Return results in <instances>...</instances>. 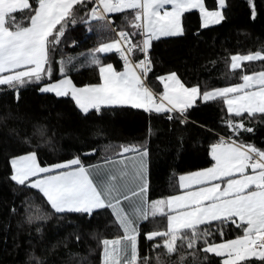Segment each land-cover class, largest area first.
Returning <instances> with one entry per match:
<instances>
[{
  "label": "trees",
  "instance_id": "obj_1",
  "mask_svg": "<svg viewBox=\"0 0 264 264\" xmlns=\"http://www.w3.org/2000/svg\"><path fill=\"white\" fill-rule=\"evenodd\" d=\"M29 1L28 9L8 19L11 29L17 23L28 26L41 0ZM203 1L209 11L218 8L217 0ZM95 6V0L78 3L54 29L42 74L19 81L5 80L12 73L0 76V264H102L104 241L123 235L107 208L55 211L40 191L14 181V158L35 154L41 167L75 160L87 166L146 150L152 203L179 193L181 175L212 167V149L219 143L264 152V113L231 115L222 99H199L184 116L167 119L166 113L128 106L84 112L69 95L42 92L44 84L64 77L80 88L97 85L101 65L123 70L125 61L115 52L94 64L95 51L111 34L98 25L107 20L94 16ZM223 14L221 23L202 27L197 10L186 12L183 33L153 40L147 52L135 10L113 14L108 21L116 34L129 36L134 64L145 56L151 61L146 82L154 95H162L159 79L168 74L204 94L264 72V0H225ZM255 54L262 57L232 67L235 57ZM162 224L157 216L140 224L139 256L130 264H223V257L207 248L243 237L246 230L233 220L187 229L170 252L168 236L147 237ZM235 264H264V258Z\"/></svg>",
  "mask_w": 264,
  "mask_h": 264
},
{
  "label": "crops",
  "instance_id": "obj_2",
  "mask_svg": "<svg viewBox=\"0 0 264 264\" xmlns=\"http://www.w3.org/2000/svg\"><path fill=\"white\" fill-rule=\"evenodd\" d=\"M83 1L41 0L28 26L20 27L17 23L16 29H11L8 19L12 17L13 20L15 14L28 9L30 1L0 0V76L12 73L11 77H15L32 71H36L30 74L32 76L42 74L50 35ZM160 1V4L152 1L147 5L144 0L136 4L135 1L97 0L107 20L98 25L102 24L106 29V35H112L109 34L106 42L95 51L94 64L99 63L102 55L115 52L124 59V68L118 72L111 65H101L99 84L80 88L70 80L67 83L69 91L59 96H71L84 112L100 107L128 106L148 113H167L192 108L199 99L204 103L222 99L231 115L264 113V72L247 75L241 84L204 94L198 87H185L176 74H168L159 79L163 93L158 96L160 102L156 103V95L144 84L141 71L127 56L120 41L123 34L114 32L108 18L125 10H135L137 18L142 15V22L137 23L144 35L147 30L156 40L180 34L176 33L180 32V25L182 33L184 13L202 10L199 4L198 8L175 7L171 0ZM217 2L218 7L224 9L225 4L219 6ZM200 16L202 23V14ZM261 57L260 54L239 57L242 60L233 63L232 67L239 68L243 62ZM170 94L173 97L169 98ZM253 152L257 151L234 142L217 144L212 149L213 166L181 175L178 180L180 192L164 198L158 209L153 208V203L161 199L152 203L148 200L146 150L128 151L87 166L75 160L42 167V170L38 168V160H33V168L28 169L26 164L20 180L14 178V159L12 169L15 182L40 191L57 212L92 213L104 208L112 212L123 235L104 241L102 264H130L137 260L139 226L153 216L162 218L164 224L159 232L150 233L148 238L176 237L187 229L220 220L243 224L246 226L244 236L229 241L243 261L264 258V249L255 247L252 250L253 243L248 242H255L264 235V152H260V160H253Z\"/></svg>",
  "mask_w": 264,
  "mask_h": 264
},
{
  "label": "rangeland",
  "instance_id": "obj_3",
  "mask_svg": "<svg viewBox=\"0 0 264 264\" xmlns=\"http://www.w3.org/2000/svg\"><path fill=\"white\" fill-rule=\"evenodd\" d=\"M119 1H125V2L127 1L128 3H132L133 1H135V4H136L138 1H141V0H119ZM144 1L147 5H150L152 3V1L156 2L157 4L161 3L160 0H144ZM171 1H172V5H174L175 7H183L185 5H189V6H192L193 8H198V4H199V7L202 9L199 11L200 14H202V27H208L210 25H217V24L221 23L224 19L223 8L221 5H222V3L225 4V0H218L219 6H221V7H218L214 11H209V10L205 9L203 0H171ZM140 17H142V15ZM138 22L140 23V21H138ZM178 28H179L178 31H180V32H176V33H180V34H175L174 36H179L183 33V31L181 33V25ZM141 33L143 34V37H144V49L146 52V51H148L152 41L155 40V36L152 33H148L147 30H146L145 35H144L143 30H141ZM114 41H115V39H114ZM119 51H121V50H119ZM120 54H121V52H120ZM124 57H125V55H124ZM237 58L238 59L233 60L232 63H237V62H240L242 60V58L239 59L238 56H237ZM147 59H148V57H147ZM148 62L151 63V61L149 59H148ZM136 66H137V64H136ZM111 68H114V67L112 66ZM137 68L141 71V74L143 76L144 68L141 66H137ZM33 72L34 71L26 73V74L24 73L20 76H15V77L9 76L8 78H5V80L19 81V80H22L24 77H33L34 75L33 76L30 75ZM175 78H176V80H178L177 76ZM58 81H60V80H58ZM58 81L44 84L42 86V92L53 91L56 93V95L68 92L69 89L67 88V86H68L67 83L70 82V79L68 77H64V79L63 78L61 79V82H58ZM168 97L171 98V97H173V95L170 94ZM36 158L37 157L35 154H29V155H25L22 157L14 158V162H13V168L15 171L14 178L16 180L23 179V177L22 178H20V177H21V175L24 174L25 169L27 168L26 164L28 166V169H32L34 161L37 162ZM28 160H29V165H28ZM35 164H37V163H35ZM37 166H39V165H37ZM38 168H40V170H42L41 166ZM159 202L153 203V208L158 209L160 204H163L164 200L161 199V201H159ZM162 228H163V226L160 225L159 229H162ZM168 237H169L168 249L171 252L174 249V245H175V242L178 239V237L177 236L176 237L170 236V235H168ZM248 242L253 243L251 246V249L255 250L254 241H251V242L248 241ZM207 251L214 254V255L224 257V260H225L224 264H232V263L238 262V261L243 259V258H241L240 254L237 252V250L234 248L233 243L231 244V243H229V241L225 242V243H218V244L211 245L207 248Z\"/></svg>",
  "mask_w": 264,
  "mask_h": 264
},
{
  "label": "built area",
  "instance_id": "obj_4",
  "mask_svg": "<svg viewBox=\"0 0 264 264\" xmlns=\"http://www.w3.org/2000/svg\"><path fill=\"white\" fill-rule=\"evenodd\" d=\"M95 1H96V6L94 8V14L98 18H101V19L105 18V15L103 14L101 7L97 3V0H95ZM137 20L142 22L141 17H138ZM120 41H122V44L125 46V50H126L128 58L132 61V53H131L132 44H131V40H130L129 36L123 35L120 38ZM137 66H141L144 68V74L142 77H143L144 84L147 86V82H146L147 80L146 79H147L149 70L152 68V63L148 62L147 56H145L144 60L141 63L137 64ZM155 101H156V103H159L160 98L158 96H156ZM174 114L184 116L185 111L184 110H181V111L173 110V111L167 112L166 118L170 119ZM225 142H227V141H225ZM260 156H261L260 152H253V154H252L253 160H260ZM254 246L258 249H264V235L259 240L254 242Z\"/></svg>",
  "mask_w": 264,
  "mask_h": 264
}]
</instances>
